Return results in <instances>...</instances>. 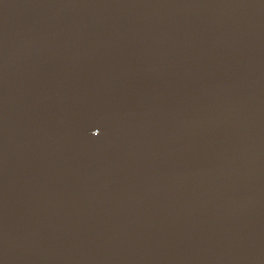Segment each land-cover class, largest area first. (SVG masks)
Listing matches in <instances>:
<instances>
[{"label":"water","instance_id":"obj_1","mask_svg":"<svg viewBox=\"0 0 264 264\" xmlns=\"http://www.w3.org/2000/svg\"><path fill=\"white\" fill-rule=\"evenodd\" d=\"M0 264H264V0H0Z\"/></svg>","mask_w":264,"mask_h":264}]
</instances>
